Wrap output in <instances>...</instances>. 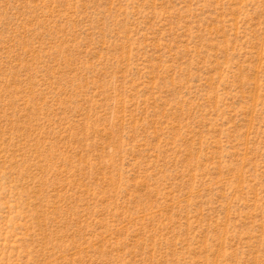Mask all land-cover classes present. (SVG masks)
Wrapping results in <instances>:
<instances>
[{
    "label": "rangeland",
    "instance_id": "1",
    "mask_svg": "<svg viewBox=\"0 0 264 264\" xmlns=\"http://www.w3.org/2000/svg\"><path fill=\"white\" fill-rule=\"evenodd\" d=\"M0 264H264V0H0Z\"/></svg>",
    "mask_w": 264,
    "mask_h": 264
}]
</instances>
